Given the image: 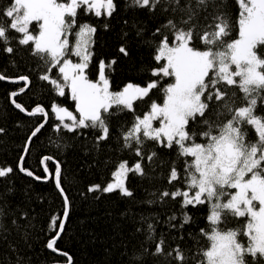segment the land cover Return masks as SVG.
Instances as JSON below:
<instances>
[{
  "label": "snow or ice",
  "instance_id": "snow-or-ice-1",
  "mask_svg": "<svg viewBox=\"0 0 264 264\" xmlns=\"http://www.w3.org/2000/svg\"><path fill=\"white\" fill-rule=\"evenodd\" d=\"M128 6L150 13L159 10L165 17L144 41L153 50L155 66L147 65L142 71L157 78L146 86L129 82L120 91H110L106 69L115 60L99 62L96 81L86 73L92 57L89 37L96 28L79 23L78 10L101 17L103 9V14L111 17L116 9L114 0H8L7 6L0 8V44L7 53L20 50L35 58L39 79L53 86L59 96H65L66 89L70 91L79 117L53 103L52 112L60 121L55 125L57 130L63 127L75 133L78 129H96L99 146L100 141L111 138V117L125 110L133 113L130 126L129 122L119 126L117 138L123 148L134 152L137 161L130 167L127 161L120 162L113 173L114 182L103 187L92 185L89 192L112 193L118 189L130 197L133 194L124 177L129 173L144 177L149 170L162 168L167 169L170 186H182L151 195L161 201L182 198L178 201L182 210L208 205L209 227L201 228L198 235L189 234L195 240V251L180 243L172 246L162 235L157 240L154 224L141 217L146 229L136 231L146 232L150 244L133 248L129 264H145L149 256L157 258V264H264V115L257 114L258 103H264V0H234L232 6L225 0H130ZM233 7L237 9L235 17ZM144 33V27L136 28L138 38L144 39ZM13 41L16 49L10 46ZM119 51L129 55L124 45ZM53 70H57L55 76ZM165 78L169 82L160 87ZM5 79L8 77L0 74V80ZM18 80L28 82L29 77L21 75ZM237 87L242 97L235 91ZM154 89L163 93V102L152 100L148 104L146 98L150 99ZM137 101L148 109L142 115L134 107ZM15 106L25 111L19 103ZM36 113H44V109L37 107L28 115ZM65 119L71 124L64 123ZM154 122L159 126L154 127ZM43 126L35 128L28 140ZM249 127L257 139H249ZM156 146L174 151L175 159H161ZM20 161L19 171L33 177L34 173L23 166V156ZM13 171L10 166L0 167V178ZM44 171L48 172L47 165ZM55 180L65 208L63 218L50 219L55 235L46 247L66 256V264H72V258L55 247L64 230L69 203L61 187L59 164ZM11 191L0 192V238L8 231L3 218L10 213L7 195ZM182 215L180 229L192 221L187 212ZM240 218L246 223H240ZM173 221H177L175 214L168 217L169 227L175 229L177 223ZM11 223L21 227L16 219ZM233 223L237 226L230 227ZM179 240H184L183 235Z\"/></svg>",
  "mask_w": 264,
  "mask_h": 264
},
{
  "label": "trees",
  "instance_id": "trees-1",
  "mask_svg": "<svg viewBox=\"0 0 264 264\" xmlns=\"http://www.w3.org/2000/svg\"><path fill=\"white\" fill-rule=\"evenodd\" d=\"M114 3L116 9L111 17L103 13L101 17H96L94 13L84 15L78 10V19L79 23H88L96 28V32L89 37L92 52L89 68L86 69L89 79L97 80L101 60L106 64L115 60L111 68L106 69V75L110 91L117 92L129 82L145 86L150 80L157 79L150 72L146 74L142 71L147 65L155 66L153 50L144 41L164 23L165 17L159 10L150 13L147 9L129 7L130 0H114ZM225 3L232 6L234 0H225ZM7 4L8 0H0V8ZM236 13L237 9L233 7V17ZM141 26L145 28L144 39L136 36V28ZM233 38H236L235 33ZM70 39L75 42L76 38L72 36ZM121 45L127 47L128 56L120 53ZM10 46L14 49L18 47L14 41ZM3 47L0 44V74L8 77L6 80L15 81L24 75L29 77V81L26 85L24 82L7 83L0 80V128L4 130L0 132V167L10 166L14 170L7 177L0 178V192L12 189L7 195L10 213L3 218L8 231L0 238V264H66V256L46 247L48 240L55 235V231L49 227L50 219L53 216L63 218L65 208L64 197L56 187L57 164L60 167L61 187L69 203L64 230L55 247L67 253L72 258V264H129L128 256L133 248L139 249L141 243L145 247L150 244L146 232L136 231V228L146 229L147 224L141 217H148V222L154 224L157 240L162 235L172 246L180 243L182 247L195 251V240L189 234L198 235L201 228L209 227L206 219L208 205L189 206L182 210L178 202L182 198L173 201L168 197L161 201L158 196L151 195L158 190H175V187L182 186L168 184L167 169L149 170V175L144 177L129 173L125 177V186L133 194L130 197L123 196L118 190L112 193L88 191L92 185L103 187L107 184L120 162L127 161L130 167L137 161L134 152L123 148L117 138L119 126L125 122H129L130 126L133 113L125 110L123 114L111 117V138L100 141L99 146L96 142L99 132L96 129H78L75 133L63 127L57 130L55 125L60 121L52 112L53 103L76 113L69 91L66 89V95L59 96L53 86L39 79L38 61L35 58L20 50L7 53ZM56 73L57 70H53V76ZM167 82L168 78L161 80L160 87ZM235 91L243 96L238 87ZM13 93L17 95L13 96ZM146 99L148 104L152 100L162 103L163 93L154 89L150 99ZM16 103L25 111L16 108ZM37 107L43 108L44 113L28 115ZM134 107L141 115L148 110L140 101ZM257 114L264 115V103H258ZM40 124L44 126L29 141L28 137ZM249 139H257L251 127ZM149 144L155 146L153 142ZM156 147L161 159H175L174 151L170 153L167 149ZM25 148L28 150L25 151ZM21 156L24 157L23 166L34 173L33 177L19 171ZM45 157L51 159L44 160ZM42 160L44 163H41ZM45 165L48 167L47 173L44 171ZM35 176L44 179L37 180ZM150 199L155 202L148 204L146 201ZM182 212L192 217L191 223L185 225L184 229L179 228V223L183 222ZM173 214L177 216V221H173L177 223L175 229L168 225V217ZM12 219H16L21 227L17 229L13 226ZM239 222L246 223V219L240 218ZM229 226L236 227L237 224ZM181 235L183 241L179 240ZM244 240L246 243L247 238ZM145 264H157V258L146 257Z\"/></svg>",
  "mask_w": 264,
  "mask_h": 264
},
{
  "label": "rangeland",
  "instance_id": "rangeland-1",
  "mask_svg": "<svg viewBox=\"0 0 264 264\" xmlns=\"http://www.w3.org/2000/svg\"><path fill=\"white\" fill-rule=\"evenodd\" d=\"M102 11V13H103V9L101 10ZM37 31H38V29H37ZM72 57H74L75 58V60L74 59H72L73 61H78V57H75V56H72ZM234 67V66H233ZM97 80H98V78H97ZM141 86V85H140ZM146 86V85H145ZM69 95L71 96V94H70V91H69ZM74 102V101H73ZM59 106V105H58ZM59 107H61V106H59ZM64 108V107H63ZM66 109V108H65ZM74 109H75V102H74ZM68 111H70V110H68ZM76 111V110H75ZM72 112V111H71ZM73 113V115L74 116H76L77 118L79 117V113L78 112H72ZM64 123H69V124H71V121L70 120H67V119H65V121H64ZM159 125H158V123L157 122H154V127H158ZM117 169V168H116ZM116 171V170H115ZM114 171V172H115ZM113 172V173H114ZM115 177L113 176V174H112V179L108 182V183H111V182H114L115 181ZM124 179V181H125V177L123 178ZM107 184H105L104 186H106ZM118 190V189H117ZM119 191V190H118Z\"/></svg>",
  "mask_w": 264,
  "mask_h": 264
},
{
  "label": "water",
  "instance_id": "water-1",
  "mask_svg": "<svg viewBox=\"0 0 264 264\" xmlns=\"http://www.w3.org/2000/svg\"><path fill=\"white\" fill-rule=\"evenodd\" d=\"M5 82H7V83H17V82H21V83H26V85H27V82H25V81H22V80H18V81H15V80H4ZM15 81V82H14Z\"/></svg>",
  "mask_w": 264,
  "mask_h": 264
}]
</instances>
